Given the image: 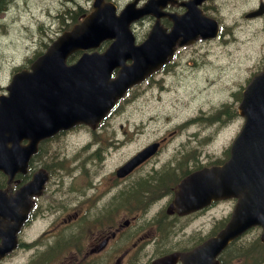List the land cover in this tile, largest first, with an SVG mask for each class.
<instances>
[{
    "label": "water",
    "instance_id": "obj_1",
    "mask_svg": "<svg viewBox=\"0 0 264 264\" xmlns=\"http://www.w3.org/2000/svg\"><path fill=\"white\" fill-rule=\"evenodd\" d=\"M153 2L138 9L130 3L116 15L112 4L94 0L93 12L80 24L74 25L71 31L58 37L31 64L30 71L23 70L13 76L7 87L8 96H0V169L12 176L19 164L25 168L31 153L36 152L39 139L72 122L99 119L112 106L115 92H124L131 84L159 68L172 56L176 45L192 43L199 37L212 38L217 34L216 22L202 16L197 9L200 0H191L183 3L186 11L182 15H173L170 33L150 32L144 42L135 46L129 24L150 9ZM262 11L260 9L249 16ZM110 38L114 41L104 53L84 54L76 65L64 66V59L71 51L97 47L99 42ZM127 59L131 64L125 66ZM118 65L122 70L116 78L110 79V71ZM95 66H99V70H95ZM77 69L83 83L74 88L71 82ZM67 89L91 92L90 96H83L87 106L73 112L52 111L50 92H62L63 96ZM68 105L62 104L61 107L69 108ZM238 112L244 117V124L230 147L229 160L223 165L194 173L191 180L185 179L183 185L175 188L173 205L176 210L184 207L185 211L197 209L208 203L211 194L215 197H238L236 222L221 230L210 245L205 243L195 249L191 253L193 264H205V257L213 258L228 241L254 224L262 225L264 241V71L254 75L243 91ZM25 136L33 137L30 138V150H22L20 146ZM151 151L147 148L140 152L134 163L142 161ZM133 164L131 160L122 169ZM207 178H210V188L202 191ZM45 179L46 175L40 171L31 186L40 189ZM24 195L27 196L26 193ZM25 199L23 196L22 200ZM18 200L17 194L5 196L0 191V225L3 219L16 220L18 209L12 202ZM175 258L170 256L158 261L172 264Z\"/></svg>",
    "mask_w": 264,
    "mask_h": 264
},
{
    "label": "rangeland",
    "instance_id": "obj_2",
    "mask_svg": "<svg viewBox=\"0 0 264 264\" xmlns=\"http://www.w3.org/2000/svg\"><path fill=\"white\" fill-rule=\"evenodd\" d=\"M128 1L114 2L118 7H122ZM87 3V0H10L7 9L0 14V92H3L4 86L8 84L14 69L23 64L26 58L32 57L36 51L43 50L44 44H48L61 31L63 24L69 22L64 11ZM255 6L256 0H213L208 4L206 11L215 15L220 23V37L182 48L169 71L155 76L151 82L132 91V95L123 102L121 112L113 114L108 121L115 124L114 126L122 123L134 139L128 142L125 148L117 151L111 160H107L106 169L122 162L147 142L163 136H167L166 145L164 144L155 158L159 164L177 152L193 149L204 163L211 162L220 155L242 124V119L235 116L238 103L235 93L245 86L254 72L264 67V16L259 20L244 17L245 12ZM150 24L151 21L145 19L133 26L136 39L145 37ZM134 93L138 94L135 98ZM222 104H229L230 112L233 113L228 124H207L199 121L178 129L177 125L195 118L201 112H215ZM133 127L138 128V134L133 135ZM175 128L179 130L178 133ZM116 130L117 136L121 137L122 131ZM171 131L173 132L169 134ZM90 136L82 130L60 140L68 153L63 166L59 164V156L54 154L57 142L50 144L49 164L53 167L54 162L58 160L55 168L53 167L57 178L47 189L49 192L43 199L42 208H39V218L28 231V241L38 240V234L49 222L52 224L54 220L66 214L67 211L58 207L59 203L74 208L92 193V190L84 187L82 181V176L85 172L90 173L92 167L87 164V160L85 163L78 162V159L70 157V152L78 149ZM49 201L50 209H47ZM222 210H227V207L222 206L214 213L219 215ZM41 213L44 216L40 217ZM211 226L210 219L196 220L185 230L189 231V234L179 235L178 243L192 242V237L206 233ZM150 234V239L148 235L145 240L149 241L143 247L144 256L139 257L144 264L149 262L157 246L162 248L161 244L154 246L153 235L151 232ZM258 234L259 230L253 229L245 238L252 240ZM139 235L142 233L137 234ZM47 243L48 241L44 240L40 245ZM121 248L123 247L120 246V250ZM3 264L18 263L12 258Z\"/></svg>",
    "mask_w": 264,
    "mask_h": 264
},
{
    "label": "flooded vegetation",
    "instance_id": "obj_3",
    "mask_svg": "<svg viewBox=\"0 0 264 264\" xmlns=\"http://www.w3.org/2000/svg\"><path fill=\"white\" fill-rule=\"evenodd\" d=\"M260 2H264V0H256V6ZM209 3H206L204 8ZM173 9L172 6L168 5L165 10L171 12ZM176 9L180 8L177 7ZM179 51L180 49L177 50L175 56ZM172 62L166 65L162 71L167 70ZM104 124H107L109 128L116 129V126L111 125L107 121ZM108 127L106 128L108 129ZM117 128L123 130L124 126L122 123H119ZM97 131L100 132V136L95 138L89 145V147H95L94 156L97 160H103V151L106 152L107 156L110 150L118 151L122 145L128 142V137L125 135L126 131H123L124 135L120 138L113 136L115 135L114 131L104 130L102 127H99ZM164 142L159 144V149L163 147ZM116 153H110V156H114ZM180 164L176 166V171L182 173V177H184L191 172L190 168L195 163L191 160H184ZM146 166H149L148 169H145ZM165 166L166 163L159 165V162L151 158L144 161L142 165L135 167L122 178L116 177L115 170L113 169L106 172L95 170L93 174L85 173L86 183L84 186L92 190V193L81 203L84 210L86 209V211L81 212L83 221L75 223L71 227V233L64 238V247L67 248V251L73 252L67 264H117L116 261L120 257L122 258L121 264H134V260L131 259V253L137 246L139 248L143 247L139 245L143 237L136 236L139 227L134 224L137 215H134L133 212L138 201L140 199L145 200L146 194L151 192L161 193L156 202L163 201V203L154 207L149 217L156 215L150 218V221L162 222L167 220L189 223L196 220L200 214L206 213L215 206V204H212L208 208L186 216H178L174 213L166 214V208L173 197V194L171 196L173 184L170 185L171 176H167L166 174L161 176L163 172L168 170ZM20 180L23 181L24 179L21 178ZM179 180H174V182L176 181L175 183H177ZM168 189L169 191H167ZM88 207L89 210H87ZM120 209L125 211H120ZM31 216L32 214L30 213V218ZM67 220H70V217L64 219L63 222ZM141 229L139 228V231ZM147 232L149 231L147 230ZM19 240L18 245L22 246L21 249L27 246L21 239ZM57 242H54L52 245L49 243L44 250H34L33 253L22 260L20 259V264H42L46 260L50 264V247L54 249L58 245ZM122 243L123 245L125 244V247L122 248V252H119V245ZM166 245L169 249L174 247L171 239L168 240ZM182 249L186 248L182 247ZM42 255H49V259H43Z\"/></svg>",
    "mask_w": 264,
    "mask_h": 264
},
{
    "label": "trees",
    "instance_id": "obj_4",
    "mask_svg": "<svg viewBox=\"0 0 264 264\" xmlns=\"http://www.w3.org/2000/svg\"><path fill=\"white\" fill-rule=\"evenodd\" d=\"M8 2H9V0H0V12L3 11L7 7ZM76 17H77V15L75 17L73 16L74 19H76ZM174 171H175L174 169H172V170L169 169L166 172H163L161 174V176H164L166 174L167 176H171V179H172L174 177V173H173ZM153 193L155 194V192H153ZM156 193H158V192H156ZM241 254L246 255V252L244 250H241ZM249 255H251L253 258V252L249 251L248 256Z\"/></svg>",
    "mask_w": 264,
    "mask_h": 264
}]
</instances>
